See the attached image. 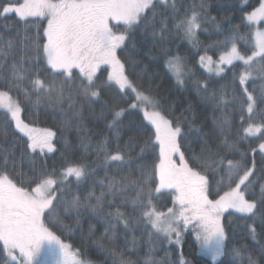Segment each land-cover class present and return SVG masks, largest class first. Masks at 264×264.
<instances>
[{"label":"trees","instance_id":"obj_1","mask_svg":"<svg viewBox=\"0 0 264 264\" xmlns=\"http://www.w3.org/2000/svg\"><path fill=\"white\" fill-rule=\"evenodd\" d=\"M170 2L156 1L154 27L145 29L141 24L129 34L125 45L118 52L125 64V73L142 92L155 97L168 119L186 118L181 123L186 139L181 141L180 150L186 159L195 154L206 162L207 167L198 170L210 182L213 192L211 198H216L217 191L222 195L228 190L227 180L223 184L219 183L224 172L216 169L213 175L216 168L214 156L225 155L221 145L227 137L228 143L235 144L229 150L234 155H228V159L240 160V153H246L244 160L253 169L251 187L259 201L260 186L264 184V153L258 150L261 141L255 136H248L243 129L247 128L248 123H261L260 115L264 113V103H260L264 97V73L259 72L264 70V61L257 57L250 68L243 61H236L226 66L223 77L212 76L200 64L203 53L219 55L228 51L232 43L242 54H251L255 46L254 36L251 27L245 26L248 22H242V17L259 6L258 0H176L174 5ZM193 11L199 14L200 23L195 41L176 27L180 20L190 16ZM147 15L151 19L153 12ZM46 26L47 20L44 18L24 21L15 14L0 12V86H3L0 91H9V95L20 102L21 118L25 123L38 131L50 129L56 133L52 138L55 151L40 153L37 150L33 153L31 149H26L27 137L15 128L14 122H8L5 109H0V159L7 156L9 161L14 162L16 182L24 187L29 186L34 175L52 173L53 170L59 173L66 161L85 165L87 174L83 179L77 181L74 176L69 177L65 186L58 187L54 193L58 200H53L55 211L50 223L55 224L59 219V226L52 230L98 264H114V261L119 264L120 259L130 260L133 264H145L146 261L149 264L152 261L170 264L168 260L161 259L160 252L154 254L152 251L154 246L157 248L164 240L158 238L151 225L141 219L139 211L133 210L131 201L138 189L127 184L123 193L114 196L108 188L109 181L113 179L126 183L129 180L142 181L146 176L153 175V166L159 162V147L157 145L154 151L141 153L140 145L152 136L154 128L143 119L142 108H129V104L135 102V93L131 90L124 92L118 85L108 81L111 71L108 66L97 75L96 84L101 90L99 97L85 95L78 76L68 80L63 75L54 74L42 52H37V46L46 43V37L43 36ZM226 40V44L217 45V42ZM38 55L40 58L36 59ZM173 56L181 58L183 64L185 77L182 84L168 67L167 61ZM13 65H22L27 70L18 89H10ZM245 71L251 75L244 85H240L238 79L234 81V73ZM37 73L46 83L56 79L51 98L45 93L33 91L29 81L36 79ZM205 85L207 91L204 90ZM243 88L253 94L257 105L251 114L252 119H248L250 114L245 110L244 121H241L239 96ZM25 90L28 96H25ZM213 93L216 95L213 96ZM38 96L39 103H36ZM111 107L128 109L119 129L107 127L111 119L108 109ZM225 120L228 123L225 124ZM152 140L155 143L154 136ZM105 141L108 142L109 154H115L119 145L125 157L123 162L105 159ZM253 148L257 151L253 152ZM189 164L194 166L191 160ZM9 170L12 171L11 168ZM154 179L158 184V176ZM90 193L94 195L87 200L86 206L79 209L71 207L74 197L79 196L84 202ZM102 193V201L96 206V197ZM153 196L157 208L172 207V191L161 190L159 193L154 192ZM117 209L124 214L121 220L108 215ZM110 223L115 225L114 229L109 227ZM224 223L228 233V253L217 264H248L249 255L256 264H264V208L258 203L255 217L230 209L224 213ZM64 226L69 227L66 230ZM252 229H255V239L251 235ZM186 234V246L181 248V255L192 264H213L212 260L199 253L197 243L193 241L194 236L190 232ZM234 248L241 250V257L233 258ZM6 261L7 256L0 242V264H6Z\"/></svg>","mask_w":264,"mask_h":264},{"label":"snow or ice","instance_id":"obj_2","mask_svg":"<svg viewBox=\"0 0 264 264\" xmlns=\"http://www.w3.org/2000/svg\"><path fill=\"white\" fill-rule=\"evenodd\" d=\"M258 4V7H254L242 17V22L243 20L249 22L245 25L246 27L264 21V0H258ZM155 7L156 0H0V12L3 14H15L24 21L29 18L47 20V26L43 28L46 43L42 46L38 45L37 52H42L47 66L53 70L54 74L63 75L68 80L78 76L85 95L99 97L101 90L96 84L98 79L96 73L101 65H107L111 69L108 73V81L118 85L124 92L131 90L135 93V102L129 104V108H142L143 119L154 128L152 136L155 143L152 136H149L140 145V151L141 153L146 150L154 151L158 145L159 162L153 166V175L146 176L142 181L129 180L125 183L115 179L110 180L109 192L115 196L123 193L127 184L135 186L138 191L131 201L133 210L141 213V219L151 225L154 232L158 234V238L162 235L163 239L171 242L172 236L175 235V243L179 244L182 230L191 226L201 251L210 254L215 260L225 251L226 237L221 217L230 209L255 217L258 203L261 208H264V184L260 186V199L257 201L255 191L251 187L253 181L250 177L253 176V169L248 167L244 160L246 153H240V160L228 159V155H234L229 150L234 148L235 144L228 143V138L225 137L221 145L225 155L214 156L213 163L216 168L213 170V175L216 174V169L223 171L225 175L221 177L219 183L223 184L227 180L228 190L222 195L217 191L216 198H211L213 192L210 182L206 175L198 170L206 168V162L195 154L186 159L184 152L180 150L181 141L186 139L181 123L186 118L168 119L160 110L155 97L142 92L125 73V64L118 56V50L125 45L129 34L141 24L145 29L154 27ZM148 12H153L151 19L147 15ZM198 16L199 14L193 11L190 16H185L176 25L189 39H193L196 30L200 28ZM121 23L125 26L124 30H116L117 25ZM262 29L264 24L255 31V46L251 49V55L242 54L236 44L232 43L230 51L221 55L220 61L232 64L234 59L240 60L249 68L257 57L260 61H264V30ZM236 30H239V26ZM226 42L227 40L217 42V45L226 44ZM39 58L38 55L36 59ZM204 59V56L200 57L201 61ZM207 59L211 62V57ZM167 63L176 74L178 82L182 84L181 59L172 57ZM74 69L79 70L78 74H74ZM223 71V68H219L217 74ZM26 73L27 70L22 65L20 67L13 65L10 89H18L19 82L25 79ZM250 75L249 71L234 73V81L238 79L239 84L244 85ZM36 77L29 81L33 91L45 93L51 98L56 87V79L53 78L51 83H46L39 78L38 73ZM63 87L61 82V88ZM204 90L207 91V85L204 86ZM28 95V91L25 90V96ZM221 101L223 102V94H221ZM235 102L234 96L233 103ZM36 103H39V96ZM260 103H264V97L261 98ZM239 105L241 121H244L245 110L250 114L248 119L251 120L257 100L247 88H243L240 93ZM0 108L5 109L8 122H14L15 128L27 137L26 149H31L33 153L37 150L40 153L55 151L52 138L56 133L50 129L38 131L25 123L21 118L20 102L13 100L9 91H0ZM149 108L152 110L149 111ZM127 111L128 109L122 107L109 108L108 115L111 119L107 127L119 129L122 117ZM260 120L259 124L248 123L243 131L248 136H255L261 141L258 150L264 153V113H261ZM224 123L228 121L225 120ZM257 133H259L258 136ZM107 144L108 142L105 141V159L123 162L125 157L121 154L119 145L115 154H109ZM252 151L255 152L257 149L253 148ZM177 154L179 163L174 158ZM189 160L194 166H190ZM10 168L12 171L9 170ZM14 169V162L9 161L7 156L0 159V242H2L3 253L10 258L12 264H41L40 258L45 254L53 258V264H91L90 261L82 258L79 249L64 243L61 237L54 233L52 228L59 226V219L55 224L50 223V218L55 211L53 200H58V197L54 195L57 188L65 186L69 177L74 176L77 181L83 179L87 174L86 166L66 161L59 173L53 170L52 173L34 175L28 187L17 184V174ZM155 176H158V184L154 179ZM153 185L156 186L153 187ZM161 189L173 190L172 207L167 208L166 212L158 210L153 203V193H159ZM92 195L94 193H90L84 202L79 196L74 197L71 207L79 209L81 206H86L87 200ZM103 196L104 193L96 197V206L100 205ZM108 215L121 220L124 214L117 209L115 213L110 212ZM124 223L127 226L126 220ZM64 227L67 230L69 226ZM109 227L114 229L115 225L110 223ZM105 231L107 232L108 229ZM251 235L255 239V229H252ZM112 254L116 255L115 252ZM232 255L234 259H237L241 257L242 252L234 248ZM119 264H133V262L120 259ZM145 264H149V261ZM151 264L156 262L152 261ZM180 264H190V262L181 258ZM248 264H256L251 255L248 257Z\"/></svg>","mask_w":264,"mask_h":264},{"label":"rangeland","instance_id":"obj_3","mask_svg":"<svg viewBox=\"0 0 264 264\" xmlns=\"http://www.w3.org/2000/svg\"><path fill=\"white\" fill-rule=\"evenodd\" d=\"M156 1H171L170 2V4H176V0H156ZM249 23V22H248ZM262 24H264V21H261V22H259V23H253L252 25H251V34L254 36V42H255V31H256V29L257 28H261V25ZM124 25L122 24V25H117V29L116 30H118V31H123L124 30ZM262 30H264V29H262ZM196 40V37H194L193 38V40L192 41H195ZM230 49H231V47H230ZM230 49L228 50V51H230ZM239 50V49H238ZM228 51H225V52H223V53H221V54H214V55H212V54H206V53H203L202 54V56H204L205 57V59H204V61H201L200 60V64L202 65V67L207 71V72H209L212 76H214V77H223L225 74H226V66H229V65H231V64H227V63H222L221 61H220V56L221 55H223V54H225L226 52H228ZM240 51V50H239ZM118 54V53H117ZM251 55V54H250ZM119 56V55H118ZM173 57H176V56H173ZM208 57H211V62H209V60L207 59ZM181 59V58H180ZM256 59V58H255ZM236 61H240V60H233L232 61V63H234V62H236ZM109 67V66H108ZM110 68V67H109ZM219 68H223L224 69V71L223 72H219V74H217V69H219ZM185 69V68H184ZM174 73V72H173ZM259 73H261V74H263L264 73V70H262V71H260ZM175 74V73H174ZM176 75V74H175ZM184 77H185V74L183 73V75L180 77L182 80H184ZM14 100V99H13ZM0 109H3V108H0ZM152 109L150 108V111H151ZM258 124V123H257ZM259 133H257L256 135H258ZM176 160H177V162L179 163V159H178V154L176 155V157H174ZM162 191H172L173 192V190H171V189H161ZM158 210H160V211H164V212H166L167 211V209H165V208H157ZM221 223H222V225H223V227H224V231H225V241H224V249H225V251H224V254L223 255H221V256H218L215 260H213V258H212V256L210 255V254H208V253H206V252H203V251H201V249H200V246H199V242L196 240V237H195V232L193 231V229H192V227L191 226H189L187 229H184V230H182V232H181V240H180V243L179 244H177V243H175V240H176V237H175V235H173L172 236V239H171V242H169L168 240H166V239H163V237H162V235L160 236V238L162 239V240H164V242H162V243H159L158 244V246H157V248L154 246V249L152 250L153 251V253L154 254H156V253H158V252H160V256H161V259L163 260V261H165V260H168L169 261V263L170 264H180V260H181V258H183L184 260H186V261H189L190 262V264H192L191 263V261L189 260V259H186V258H184L183 257V255H181V250L183 249V247H185L186 245L184 244V242H185V240L187 239V236H188V234H186L187 232H190L191 234H192V236H194L193 237V241L195 242V243H197V246H198V248H199V253L200 254H203L204 256H206L207 257V259L208 260H212V262H214L213 264H217L219 261H221V259L226 255V253H228L227 251H228V244H227V238H228V233H227V230H226V226H225V223H224V214H223V216L221 217ZM54 231V230H53ZM54 233L56 234V235H58L55 231H54ZM186 234V235H185ZM59 236V235H58ZM62 239V238H61ZM62 241L64 242V243H67V242H65L64 241V239H62ZM187 241V240H186ZM69 244V243H68ZM184 244V245H183ZM74 248V247H73ZM182 248V249H181ZM75 249V248H74ZM81 255H82V258H84V259H87L86 258V256H84L82 253H81ZM186 255V254H185ZM44 257L47 259V264L48 263H50L49 262V260H52V259H50L47 255H44ZM41 259V258H40ZM49 259V260H48ZM88 261H90L91 262V264H98V263H96V262H94V261H92L90 258H88L87 259ZM53 261V260H52ZM6 264H12V262H11V260H10V258H8L7 257V261H6ZM41 264H44L43 263V260H41Z\"/></svg>","mask_w":264,"mask_h":264},{"label":"flooded vegetation","instance_id":"obj_4","mask_svg":"<svg viewBox=\"0 0 264 264\" xmlns=\"http://www.w3.org/2000/svg\"><path fill=\"white\" fill-rule=\"evenodd\" d=\"M113 23H115V22H113ZM107 65H101L100 66V68L97 70V73H96V76L106 67ZM74 70H77V71H79L78 69H74ZM48 256V255H47ZM50 259H52L53 260V258L51 257V256H48ZM51 260V261H52ZM51 263H53V261L51 262Z\"/></svg>","mask_w":264,"mask_h":264}]
</instances>
